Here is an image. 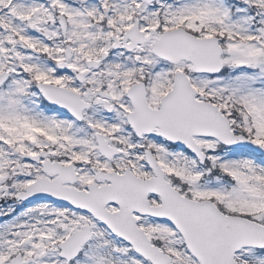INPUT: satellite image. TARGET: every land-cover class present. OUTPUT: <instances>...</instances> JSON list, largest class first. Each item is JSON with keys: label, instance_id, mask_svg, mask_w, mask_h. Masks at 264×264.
<instances>
[{"label": "snow or ice", "instance_id": "6c2138e0", "mask_svg": "<svg viewBox=\"0 0 264 264\" xmlns=\"http://www.w3.org/2000/svg\"><path fill=\"white\" fill-rule=\"evenodd\" d=\"M0 264H264V0H0Z\"/></svg>", "mask_w": 264, "mask_h": 264}]
</instances>
